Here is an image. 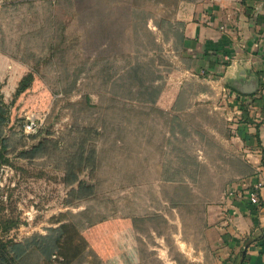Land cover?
Instances as JSON below:
<instances>
[{"label":"rangeland","instance_id":"rangeland-1","mask_svg":"<svg viewBox=\"0 0 264 264\" xmlns=\"http://www.w3.org/2000/svg\"><path fill=\"white\" fill-rule=\"evenodd\" d=\"M101 1L0 0V58L12 64L0 83V144L10 157L0 170V228H9L2 236L21 243H40L39 235L53 241L60 234L55 229L66 224L61 233L75 237L63 251L69 259L63 262L57 254L52 264H219L216 234L210 230L214 213L208 208H218L235 187L242 165L239 157L214 146L209 134L215 124L229 133L233 120L219 115L212 121L208 107L191 111L185 121L167 117L171 135L154 143L152 132L161 121L148 120L147 114L161 118L165 113L150 105L163 89L147 85L163 76L158 86L184 79L185 98L211 92L220 102L227 95L203 73L147 71L149 43L143 39L131 48L124 40H111L112 32L124 36V24L115 31L112 23L120 20L86 7ZM131 51L139 55V72L130 71V63L83 64ZM16 63L23 68L13 77ZM29 75V88L17 94L20 80ZM227 104L221 103L223 112ZM33 115L41 119L29 132ZM199 149L206 153L199 155ZM199 156L205 164L196 163ZM149 193L155 215L131 217V204L141 200L145 208ZM94 211L104 218L102 232L82 233L81 224L92 221ZM109 226L115 231L106 233ZM91 241L104 243L101 254L88 249ZM48 243L41 240L44 247ZM41 253H31L27 264H44Z\"/></svg>","mask_w":264,"mask_h":264},{"label":"crops","instance_id":"crops-1","mask_svg":"<svg viewBox=\"0 0 264 264\" xmlns=\"http://www.w3.org/2000/svg\"><path fill=\"white\" fill-rule=\"evenodd\" d=\"M101 2H90V6L86 7L105 10L108 19L120 20L111 25L115 31L120 24H124V36L112 32L115 36L111 40H124L130 43L131 48H137L136 44H132L134 42L145 40L149 43L144 54L150 66L147 71L181 74L183 77L186 74L203 73L215 78L210 81L212 87L219 88L227 95L228 100L224 98L220 102L211 92H198L185 98L184 79L179 84L170 85L167 82L158 86L163 76H155L147 88L163 91L156 102L150 105L165 113L161 114V118L157 114L147 116L148 120H154L155 117L157 122L161 121V124L156 123L152 137H155L154 143L161 137L162 144L164 138L171 135L165 123L167 117L185 121L191 111L208 107L212 121L219 119V115L228 121L233 120L229 124V133L224 120L225 128L218 129L215 124L210 128L209 136L213 137L214 146L223 147L227 156L240 158L242 171L235 178V187L247 192L254 185H259L261 202L255 205L247 197L234 199L226 195L218 206L219 210L212 206L208 208L213 209L212 214H215L210 217V230L216 234L219 264H264V0ZM83 5L85 7L88 4ZM138 56L131 51L127 55L110 56L109 61L101 56L95 60L88 58L85 60L88 63L83 61V64L121 67L123 63H130L134 67L130 71L139 72L141 70L135 68L139 65ZM125 57H129V61ZM9 63L5 56H1L0 83L10 73L8 69L12 64ZM21 68V63L15 64L13 77L17 76ZM102 71H106V68ZM226 101L230 106H225L228 111L223 112L221 103ZM182 132L184 134L185 131ZM175 133L177 137L182 136L179 129ZM205 153V150L199 149V155ZM199 159L197 164H205L201 156ZM153 197V194H147L145 208H141V200H134L131 217L150 218L155 215ZM96 212L89 215L93 222L81 224L79 229L82 233L102 232L104 218H97ZM114 227L109 226L105 232H112ZM101 244L104 245L100 241L88 242V249L91 247L99 255L104 249ZM118 247L121 248L120 244Z\"/></svg>","mask_w":264,"mask_h":264},{"label":"trees","instance_id":"trees-1","mask_svg":"<svg viewBox=\"0 0 264 264\" xmlns=\"http://www.w3.org/2000/svg\"><path fill=\"white\" fill-rule=\"evenodd\" d=\"M33 81V76L29 75L27 78L24 77L20 80L18 85L17 94L24 92L29 88L31 82ZM10 163V157L7 154V148L3 144H0V170L3 165ZM66 228V224H62L59 228L55 229V232L58 231L60 234L56 237L55 240L46 236H36L39 242L32 243L31 241H26L24 243L16 242L14 239L4 238L2 236V231H7L9 228L5 227L0 228V264H27L26 258L31 255V253L40 250L41 255L44 256V264H52V258L54 256L61 255V261L66 262L69 257L68 254L64 253L65 245H71L75 241V237L65 236L64 233H61ZM48 239L49 243L47 246L41 245V240L46 241ZM78 252L72 254V259L78 257ZM39 261H36L31 264H41ZM68 263V262H67Z\"/></svg>","mask_w":264,"mask_h":264},{"label":"built area","instance_id":"built-area-1","mask_svg":"<svg viewBox=\"0 0 264 264\" xmlns=\"http://www.w3.org/2000/svg\"><path fill=\"white\" fill-rule=\"evenodd\" d=\"M40 119L41 118L37 117L36 115L31 116L26 125L27 130L29 132L35 131ZM259 189H260L259 185H254L252 189L246 192V191H242V189L238 187H234L231 191L227 193V195L234 199H243L244 197H247L250 202H252L255 205H259L261 202V197L258 191Z\"/></svg>","mask_w":264,"mask_h":264}]
</instances>
